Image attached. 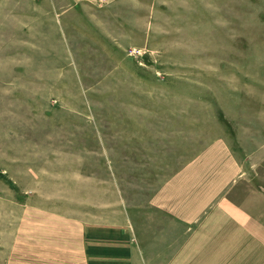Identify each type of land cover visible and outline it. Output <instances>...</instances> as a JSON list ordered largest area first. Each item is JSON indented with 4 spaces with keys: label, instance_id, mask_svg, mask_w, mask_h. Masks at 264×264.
I'll return each instance as SVG.
<instances>
[{
    "label": "rangeland",
    "instance_id": "obj_1",
    "mask_svg": "<svg viewBox=\"0 0 264 264\" xmlns=\"http://www.w3.org/2000/svg\"><path fill=\"white\" fill-rule=\"evenodd\" d=\"M225 183L264 264V0H0V264L207 257Z\"/></svg>",
    "mask_w": 264,
    "mask_h": 264
},
{
    "label": "crops",
    "instance_id": "obj_2",
    "mask_svg": "<svg viewBox=\"0 0 264 264\" xmlns=\"http://www.w3.org/2000/svg\"><path fill=\"white\" fill-rule=\"evenodd\" d=\"M226 185L228 184L225 183L223 187L224 193L220 191L217 196L207 194V201H220L207 215V245H204V248H207V257H188L175 264H253V253L247 252L245 248L250 249L252 245L249 244L259 243L251 242L250 238L244 240L245 235L254 236L253 228L243 224L241 219L248 217L245 215L244 205L235 202L233 187L231 192H227ZM240 213L244 216H240ZM238 220H241V223ZM238 231H242V241L239 234H236ZM86 256L88 264H171L168 258L162 256L135 257L130 244H89L86 247Z\"/></svg>",
    "mask_w": 264,
    "mask_h": 264
}]
</instances>
